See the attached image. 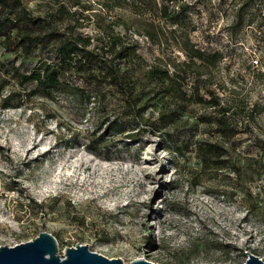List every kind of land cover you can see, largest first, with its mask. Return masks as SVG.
I'll return each instance as SVG.
<instances>
[{
  "label": "rangeland",
  "instance_id": "374dc122",
  "mask_svg": "<svg viewBox=\"0 0 264 264\" xmlns=\"http://www.w3.org/2000/svg\"><path fill=\"white\" fill-rule=\"evenodd\" d=\"M25 1L35 14L44 13V2ZM181 3L188 11L180 24L165 26L163 46L135 35L139 53L149 62L158 56L183 61L186 34L195 46L222 52L214 80L261 110L252 128L222 136L201 122L210 110L191 104L169 129V139L186 147L170 150L158 119L162 103L150 100L141 119L147 129L135 142L127 137L135 122L121 117L118 97L102 107L93 98L83 104L60 93L48 100L34 84L23 90L4 70L30 71L49 53L24 56L0 47V103L17 94L13 105L0 106V246L47 231L61 255L79 243L127 264L137 258L243 264L248 253L264 261V0L169 5L178 10ZM142 73L136 68L130 77L141 82ZM116 118L122 131H108L107 119ZM197 142L217 143L229 153L204 167Z\"/></svg>",
  "mask_w": 264,
  "mask_h": 264
},
{
  "label": "trees",
  "instance_id": "16d2710c",
  "mask_svg": "<svg viewBox=\"0 0 264 264\" xmlns=\"http://www.w3.org/2000/svg\"><path fill=\"white\" fill-rule=\"evenodd\" d=\"M40 1L46 7L43 14H35L25 0H0V47L24 56L49 53L30 71L22 73L15 66L4 70L12 71L23 90L34 84L48 100L60 93L76 96L83 104L93 98L102 107L118 97L121 117L135 122L136 128L127 133L135 142L147 129L141 127L147 102H161L160 130H165L161 134L170 150L186 147L183 141L179 146L169 139V129L170 121L180 120L188 105L210 110L200 117L201 122L230 138L250 130L261 112L255 104L233 98L216 84L214 71L223 60L222 52L195 46L187 34L181 42L186 55L183 61L158 56L149 62L139 53L140 41L135 35L163 46L169 37L165 26L184 20L187 4L174 10L169 5L174 0H161V4L159 0ZM87 28L94 32L86 34ZM136 68L143 70L141 82L130 77ZM15 96L16 92L3 96L0 106L10 107ZM107 121L108 131H122L119 118ZM195 150L204 167L209 159L218 163L229 153L212 142H197Z\"/></svg>",
  "mask_w": 264,
  "mask_h": 264
},
{
  "label": "water",
  "instance_id": "95a60500",
  "mask_svg": "<svg viewBox=\"0 0 264 264\" xmlns=\"http://www.w3.org/2000/svg\"><path fill=\"white\" fill-rule=\"evenodd\" d=\"M248 253V252H246ZM0 264H127L121 258H108L90 250L88 245L76 244L67 247L60 254L57 238L50 232L43 231L34 239L14 246H0ZM129 264H160L144 258L132 260ZM243 264H264V261L253 253Z\"/></svg>",
  "mask_w": 264,
  "mask_h": 264
}]
</instances>
